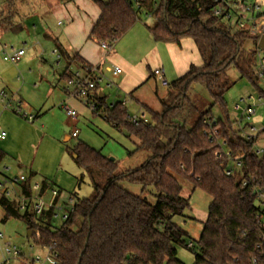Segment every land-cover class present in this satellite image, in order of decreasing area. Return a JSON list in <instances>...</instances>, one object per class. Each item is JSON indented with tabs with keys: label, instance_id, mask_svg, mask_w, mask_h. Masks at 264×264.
Returning <instances> with one entry per match:
<instances>
[{
	"label": "trees",
	"instance_id": "16d2710c",
	"mask_svg": "<svg viewBox=\"0 0 264 264\" xmlns=\"http://www.w3.org/2000/svg\"><path fill=\"white\" fill-rule=\"evenodd\" d=\"M92 1L101 15L89 39L111 47L136 25L142 13L130 0ZM213 7L212 0H141V10L157 20L148 28L156 42L180 45L189 38L202 59L201 66L192 65L170 84L169 95L161 100L164 111H151L149 122L141 120L135 125L122 103L107 106V98L100 96L96 86L93 113L102 115L114 128L125 130L136 145V153H148L142 166L119 174L115 160L83 143L77 144L71 153L91 178L93 194L76 198L73 211L58 228L53 226V209L40 217L21 215L16 202L0 198L3 222L12 218L25 222L31 233L29 240L42 249L52 247L56 264H182L177 259L178 248L193 249L187 245L188 233L175 222L190 208V199L182 196L179 180L190 182L194 191L199 189L211 198L194 264H264V257L256 250L261 234L256 221L259 208L239 179L241 173L244 179L253 178L264 187V156L257 157L252 144L239 136L225 103V95L235 85L227 74L230 67L238 71L240 80L247 79L261 94L257 53L245 50L246 42L252 39L247 33L232 32L212 16ZM11 15L8 13L4 20L9 22ZM59 51L67 70L75 65L90 72L82 58ZM64 77L71 79L67 74ZM192 85L207 90L212 101L208 109L200 108L190 92ZM214 108L224 115L217 121V141H225L233 156L243 157L242 170L235 177L226 175L231 162L224 155L217 156V141L212 142L204 124L206 119L214 120ZM4 158L0 151V165ZM33 178L31 174L22 187L25 196L32 195ZM123 182L144 191L151 187L156 202L127 191L120 185ZM41 184L43 196L54 185L46 180Z\"/></svg>",
	"mask_w": 264,
	"mask_h": 264
},
{
	"label": "rangeland",
	"instance_id": "374dc122",
	"mask_svg": "<svg viewBox=\"0 0 264 264\" xmlns=\"http://www.w3.org/2000/svg\"><path fill=\"white\" fill-rule=\"evenodd\" d=\"M242 1L251 4L257 3L264 7V0ZM85 2L86 4L93 6L94 12L99 10L98 6L92 0H75L73 2L61 1L60 4L64 8L66 5H70L76 11H79L80 9L82 17L84 15L92 17L93 11L90 13L89 8L88 13H83L86 11V7L84 6ZM50 8L52 9L53 7L47 0H32V11L28 8L29 15L35 14V16H38L42 12L40 15L43 18L40 23L41 27L31 40L34 42L35 39L36 42L41 43L45 47L47 46L46 41L49 40L45 36V33L50 32L54 37L58 38L59 35L62 34V31L68 25L73 23L66 11L65 17L68 18L63 17L60 13L55 17L49 12ZM78 11L77 13H79ZM84 19H86V17ZM58 21L62 22V27L57 25ZM156 21L155 17L147 18L143 12L140 13L136 25L110 50H103L105 52V57H110V59H107V63L105 61L106 65L103 67V70H105L106 66L112 64V60L119 62L125 61L132 67L131 71L128 72L130 75H128L126 83L128 86L127 90L130 88L129 90L132 94H123L119 88V82L111 76H106L107 80H104L105 83L101 84V91L107 96L106 105L112 106L118 103H126L125 109L130 118L141 114L143 104H146L155 113H162L164 111L161 100L169 95L171 89L170 87L163 88L157 78L154 77L153 71L156 68H164L166 70L167 80L171 84L180 77L178 74L185 73V67L188 63L195 66L202 65V59L198 55L191 39L184 38L179 46L176 44L156 42L150 35L148 29L149 27H153L156 24ZM82 22L83 19L78 22L77 26L83 36ZM33 25L34 24L31 22L29 24L30 28H32ZM78 30H76V32L80 34ZM76 32H73L70 38L73 39L72 41L80 42V35L77 37ZM25 36L26 41L29 43L31 35L28 36L26 32ZM59 39L60 42L63 43L62 39H64V37L62 39L59 37ZM85 42L83 43L85 44ZM26 48L29 50L28 46ZM255 48V40L250 39L246 42L245 50L254 51ZM34 51L37 53V58L33 59V61L29 58L32 61L29 69L37 71L38 69L47 66L54 73L57 72L58 75L63 73L62 68L58 67L56 64V57H46L44 58L46 61H43L40 57V53L42 52L41 47L38 45ZM50 53L51 51H49V54ZM28 54H30L28 57H31L32 54ZM262 56L264 57V53ZM0 60L5 64L1 52ZM74 72L75 71L72 70V73ZM227 74L229 79L235 83L234 87L225 95L226 109L231 122H236L240 119L242 112H238L235 109V106L244 99L246 100V105H253V109L256 111L255 115H253L249 121L250 126L257 129H264V105L258 102V91L255 86L247 79L240 80L239 73L234 67H230L227 70ZM108 84L112 86L107 87ZM258 86L264 88L262 83H259ZM190 92L195 99L199 101L200 108L205 110L211 106L212 101L207 90L203 86L192 85ZM250 97H252L254 101H250ZM74 104L77 107L75 108L76 111L80 115V123L77 126L80 135L79 138L72 139L66 143L64 142V131H66L65 135H69L71 129L68 127L64 128L66 125V119H64L66 118V113L65 110H61V113L65 117L58 114L53 122L55 128L58 129L59 136L61 137L60 143H50L47 148L45 147L43 149L46 157V160L44 159L46 171L52 175L51 180L55 182L53 188L62 191L59 203L64 210L71 209L76 198H90L93 194L91 178L76 164L75 157L71 153V150L77 144L83 143L100 152L103 156L109 159H114L118 164L117 173L119 174L126 169H136L142 166L149 156L146 152L136 153V145L127 137L125 130L120 131L119 129L114 128L111 124L106 122L102 115L94 114L92 109L85 106L80 100H76ZM21 109L29 112L25 103L22 104ZM143 113L146 115V120L150 121V113L147 112V110L143 111ZM213 116L216 121L223 120L224 118V115L217 108H214ZM235 128L237 129L236 124ZM259 146L264 148V135L260 138ZM129 153L135 154L129 156ZM179 181L183 187L182 196L190 199V208L185 212L184 217L176 218L175 222L188 233L189 237L187 239V245L193 243L194 249L188 250L186 248H178L177 259L182 264H194L195 255L198 254L197 243L202 233L203 223L208 217L211 198L199 189L194 191V187L190 182L185 180ZM120 185L135 195L144 197L152 203L156 202V196L151 187L144 191L142 187L129 184L128 182H123ZM44 198L46 201H49V192L45 194ZM70 198L73 199L72 203H69ZM12 201L20 206L19 201L14 199H12ZM20 214L23 215L25 213L20 212ZM3 219L4 211L0 207V234L4 236V238L0 240V264H3L9 259L5 252L6 243H11L12 245L17 246L22 253L21 257L12 259L11 264H31L37 256L43 258L46 256V249L34 246L29 240L31 233L28 234V227L25 222L13 218L3 222ZM62 223L63 220L60 215V217L54 219L53 226L58 228ZM41 264L50 263L43 261Z\"/></svg>",
	"mask_w": 264,
	"mask_h": 264
},
{
	"label": "crops",
	"instance_id": "0c3cea01",
	"mask_svg": "<svg viewBox=\"0 0 264 264\" xmlns=\"http://www.w3.org/2000/svg\"><path fill=\"white\" fill-rule=\"evenodd\" d=\"M31 1L32 0H0L1 55V46L4 44L14 45L16 48H23L26 52L22 63L17 66L6 63L5 61L4 64L0 60V94L5 92L9 99H11L15 104V106L18 103L21 105L25 103L30 114L37 117V120L33 124L28 123L15 112L5 110L4 105L0 100V134H6V139L0 140V151L5 154V158L0 165V169L3 170L4 174L8 177H16L19 174H25L29 178V176L33 174L34 178L32 179V182L34 183H42L46 180L55 184V182L51 180L52 175L46 171V165L44 161V159L46 160V157L44 155L43 149L45 147L47 148L48 144L50 143H60L61 137L59 136L58 129L55 128L53 122L58 114L64 116L61 113V110H64V108L67 107L76 111L75 108L77 107L74 104L76 100H74V98L69 96L66 92L67 88H71L70 86H67V83L77 72H79L82 76L87 74V70L82 69L80 66L72 65L70 69L67 70V64L65 63V60L63 56H61L59 50L64 51L70 57L79 56L90 68H97L100 74L105 78L103 81L107 80L106 76L113 77L112 69L114 67L120 68L123 73L119 77L113 78L119 82V88L125 95L131 93L129 90L130 88L127 90L128 86L126 83L127 77L130 75L128 72L131 71L132 67L125 61L119 62L112 60V64L110 63L111 65L106 66L105 70H103V67L107 63V59H110V57H105V52L100 48L101 46L98 41L89 40V35L93 27L98 22L101 12L100 9L97 10V12H94L93 6L86 4V2L84 4L86 11L83 13H88L89 8L90 13L93 11L92 17H89L88 15H84L82 17L81 10L78 8L79 11H77L80 13L79 14L70 5H66L64 8L60 4L61 0H47L53 7L52 9H49V12L52 14V16L57 17L60 13V15L65 17L66 11L73 23L68 25L62 31V36L59 35L61 39L64 37V39H62L63 43L60 42L59 37H54L50 32L45 33V36L49 39L46 41V47L41 43L36 42L35 39L33 42L31 39H33V36L38 33V30L41 27L40 23L43 18L40 16L42 12L38 16H35V14L29 15L28 8L31 11L33 9H31ZM11 12V19L9 22H6L4 18L8 15V13ZM145 14L146 13H144V15ZM85 17L86 19H84ZM81 19H83V36L81 35V32L78 30L77 26ZM31 22L34 24L32 28L29 26ZM57 25L59 27L63 26L61 21H58ZM76 30H78L80 34L76 32ZM26 32L28 36L31 35L29 38V43L26 41ZM73 32H76L77 37L80 35V42L72 41L73 39L70 37L72 36ZM52 36L56 39H54ZM83 42H85V44ZM38 45L42 50L40 53L42 60L46 61L44 60L46 57H56V64L58 67L62 68V74L58 75L57 72L54 73L47 66L40 68L37 71L29 69L33 59L37 58V53L34 50L36 47H38ZM27 46L29 50H27ZM49 51H51L50 54ZM55 51H57V54L54 53ZM28 53L32 54L31 57H28V55H30ZM29 58H31L32 61ZM191 66L192 65L190 63L187 64L185 67V73L190 69ZM72 70L75 72L72 73ZM185 73H180L178 76H182ZM66 74L69 75L71 79L64 77ZM103 81L99 83L98 92L100 96H105L107 98L106 94L101 91V84L105 83V81ZM146 110L149 113L152 111L150 107H148L146 104H143L141 112ZM64 119H66V125L64 128L68 127L71 129V133L69 135H65L66 131H64V142L66 143L73 139L72 133L75 130H78L77 126L80 123V115L77 123L73 122L67 117V115ZM145 121H147L146 115ZM127 170L134 169H126L125 171ZM121 172L123 173V171Z\"/></svg>",
	"mask_w": 264,
	"mask_h": 264
},
{
	"label": "built area",
	"instance_id": "2783aa9c",
	"mask_svg": "<svg viewBox=\"0 0 264 264\" xmlns=\"http://www.w3.org/2000/svg\"><path fill=\"white\" fill-rule=\"evenodd\" d=\"M103 1V0H101ZM134 6V9L137 11L141 10V0H130ZM214 7L212 8V16L218 19L223 23L230 31L232 32H244L247 33L252 39L256 40V74L258 76L259 83H262L264 86V53L258 46V43L262 37H264V7L254 3H247L242 0H212ZM144 13V12H143ZM147 18L153 17L151 14H145ZM100 46L103 50H110L112 47L106 42H100ZM2 57L6 63L17 66L22 63L25 57V49L16 48L14 45H2L1 46ZM57 54V51L54 52ZM82 76L79 72L75 73L73 78L67 83L66 92L69 96L76 100H80L85 106L90 107L92 111L96 110V105L94 103L95 99V89L97 84L103 81L104 77L100 74L97 68H90V72ZM122 70L118 67L112 69L113 77H119L122 74ZM154 77L160 82L163 88H168L170 83L167 80L166 72L164 68H157L153 72ZM94 78V79H93ZM21 79V78H20ZM112 85L108 84L107 87ZM71 89V91H70ZM0 100L4 105V109L7 111H13L19 115L22 119L28 123L33 124L37 117L30 114L29 112L21 109L22 105L18 103L16 106L9 99L8 95L5 92L0 94ZM250 101H254L252 97L249 98ZM258 102L264 105V88H261V94H258ZM125 106V103H123ZM252 106L246 105V100H241L235 106V109L238 112H242V115L238 121H236L237 129L239 136L246 142L252 144V152L259 158L264 156V148L259 146V141L262 135H264V129H257L250 126L249 121L251 117L255 115L256 111ZM65 113L68 118L73 122L77 123L79 114L70 108H64ZM141 120H145V115L141 112L140 115H137L131 118V121L138 125ZM204 124L209 129V133L212 136V142L217 141L220 134V127L217 124V121L214 119H206ZM79 137V130H75L72 133V138L77 139ZM6 134H0V140H5ZM217 146L219 152L217 156L224 155L231 162V166L226 170V175L228 177H235L237 173L242 170V156H233L232 153L227 149V143L225 141H217ZM241 179L242 188L249 189L251 194L255 198L259 212L256 218L257 224L261 229L260 238L256 245V250L258 254L264 257V187H261L259 183L251 178L244 179L242 174H239ZM29 178L25 174H19L16 177H8L4 174V171L0 169V198L14 199L20 202L19 210L23 213H34V216L40 217L45 211L53 209L54 216L53 219L60 217L63 221L68 219L69 214L73 211V205L71 209L64 210L59 201L61 199V194L59 190L53 188L49 191L50 199L46 201L42 193V184L32 182L31 192L32 195L25 196L23 193V185L28 182ZM72 198L69 199V203H72ZM63 212V213H62ZM4 236L0 234V240ZM188 247L194 249V244L189 243ZM46 256L40 257L37 256L31 264H41L43 261L56 264L57 255L54 252L52 247L46 249ZM5 252L9 257L3 264H11L12 259H17L22 256V253L19 251L17 246L12 245L11 243L5 244ZM256 264V262H255Z\"/></svg>",
	"mask_w": 264,
	"mask_h": 264
},
{
	"label": "water",
	"instance_id": "95a60500",
	"mask_svg": "<svg viewBox=\"0 0 264 264\" xmlns=\"http://www.w3.org/2000/svg\"><path fill=\"white\" fill-rule=\"evenodd\" d=\"M259 48L264 52V37H262L258 43ZM111 161H114V159H111ZM30 216L34 217V213L31 211ZM30 234V232H28Z\"/></svg>",
	"mask_w": 264,
	"mask_h": 264
}]
</instances>
